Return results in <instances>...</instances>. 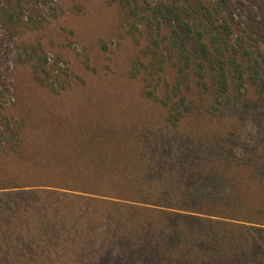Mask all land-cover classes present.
<instances>
[{
  "label": "trees",
  "instance_id": "1",
  "mask_svg": "<svg viewBox=\"0 0 264 264\" xmlns=\"http://www.w3.org/2000/svg\"><path fill=\"white\" fill-rule=\"evenodd\" d=\"M52 1L0 0V51L46 31ZM120 1L146 40L137 104L0 96V264H264V144L216 118L249 85L264 105V0ZM49 45L17 60L57 95L74 77Z\"/></svg>",
  "mask_w": 264,
  "mask_h": 264
},
{
  "label": "rangeland",
  "instance_id": "2",
  "mask_svg": "<svg viewBox=\"0 0 264 264\" xmlns=\"http://www.w3.org/2000/svg\"><path fill=\"white\" fill-rule=\"evenodd\" d=\"M51 6L52 22L46 31L29 32L19 39H11L5 46L6 50L0 51L1 100L12 108L17 107L18 102L25 101L23 105L29 108L35 101L62 99L54 96H65L66 99L72 96L73 101H90L82 98L103 96L113 97L116 105L124 104L126 100L137 104L143 96L145 83L140 78H130L128 70L146 40L140 30L134 31L129 25L123 3L120 0H53ZM235 20L239 17L236 16ZM236 31H240L238 24ZM37 36L49 42V52L56 55L65 43L63 58L68 63H61V72L65 78L70 66L68 70L74 78L72 85L60 94L41 89L35 83L31 65L19 64L17 60L20 42H30ZM259 46L264 73V45ZM87 56L91 61L89 65L83 62ZM174 71L175 67L168 64L164 81L172 79ZM142 108L159 111L156 106ZM216 118L218 121L226 119L225 124L231 127L234 125L240 130L250 131L252 143L264 144V105L259 102L255 87L249 85V91L242 96L240 103L223 109Z\"/></svg>",
  "mask_w": 264,
  "mask_h": 264
}]
</instances>
